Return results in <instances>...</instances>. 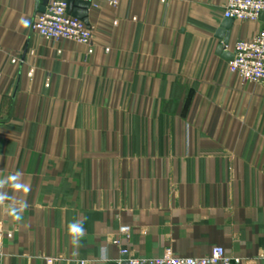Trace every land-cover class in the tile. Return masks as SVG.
Instances as JSON below:
<instances>
[{
  "label": "crops",
  "instance_id": "crops-1",
  "mask_svg": "<svg viewBox=\"0 0 264 264\" xmlns=\"http://www.w3.org/2000/svg\"><path fill=\"white\" fill-rule=\"evenodd\" d=\"M43 2L0 0V179L20 172L30 186L0 188L14 198L0 204L12 233L0 264H129L216 245L264 264V88L217 52L228 0L91 5L92 53L33 31ZM262 26L234 20L226 51ZM24 201L17 221L9 206Z\"/></svg>",
  "mask_w": 264,
  "mask_h": 264
},
{
  "label": "built area",
  "instance_id": "built-area-1",
  "mask_svg": "<svg viewBox=\"0 0 264 264\" xmlns=\"http://www.w3.org/2000/svg\"><path fill=\"white\" fill-rule=\"evenodd\" d=\"M70 0H49L45 11L37 13L32 29L40 37L53 42L61 40L73 41L88 46V53L94 51L95 27L74 17L68 11ZM91 5L102 2L117 8L121 0H83ZM264 13V0H228L223 8V17L243 22H260ZM228 45L225 46V50ZM233 57L228 60L229 71L240 77L244 82L254 83L264 88V29H261L250 39L238 40L234 45ZM131 227L123 226L120 233L130 236ZM12 237L6 234L0 224V255L3 254L5 239ZM119 244V240H114ZM127 253V250H123ZM48 264L54 263V258L47 259ZM84 264V262H82ZM129 264H243L240 257L227 254L222 245L214 246L209 254L199 257L178 256L167 252L156 257H132Z\"/></svg>",
  "mask_w": 264,
  "mask_h": 264
},
{
  "label": "clouds",
  "instance_id": "clouds-1",
  "mask_svg": "<svg viewBox=\"0 0 264 264\" xmlns=\"http://www.w3.org/2000/svg\"><path fill=\"white\" fill-rule=\"evenodd\" d=\"M20 23L24 26H28V21L21 19ZM22 173L16 172L14 174H11L5 178L0 179V188H5L6 186H10L13 189L16 190H22L24 193H28L30 191V186L27 184H23L20 182ZM13 197H10L7 192L0 193V204H3L5 201L13 200ZM28 207L27 202L24 201L19 205V208H17L14 205H10V212L12 216L19 221L22 217L20 213ZM68 233L72 237V242L75 243L79 240L80 237L83 236V224L82 222H74L69 225L68 227Z\"/></svg>",
  "mask_w": 264,
  "mask_h": 264
},
{
  "label": "water",
  "instance_id": "water-1",
  "mask_svg": "<svg viewBox=\"0 0 264 264\" xmlns=\"http://www.w3.org/2000/svg\"><path fill=\"white\" fill-rule=\"evenodd\" d=\"M48 1L49 0H44L43 5L40 8V11L42 12L45 11ZM73 4H76L77 6L76 9H73ZM90 6H91V3L88 1L70 0L68 11L74 17H77L83 20L84 22L88 23L89 22L88 12H89ZM260 20L263 22V26L261 29H264V13L260 15ZM233 21H234L233 19L225 18L221 26V29L218 32V37L222 39L223 44L219 45L217 52L218 54H222L223 57H225L226 59H231L233 57V55L230 52L225 50V46L229 44V39H230V34H228L227 31L232 25Z\"/></svg>",
  "mask_w": 264,
  "mask_h": 264
}]
</instances>
